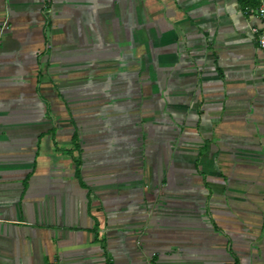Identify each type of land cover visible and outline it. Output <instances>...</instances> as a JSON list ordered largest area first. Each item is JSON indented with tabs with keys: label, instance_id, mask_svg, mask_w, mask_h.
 I'll use <instances>...</instances> for the list:
<instances>
[{
	"label": "crops",
	"instance_id": "0c3cea01",
	"mask_svg": "<svg viewBox=\"0 0 264 264\" xmlns=\"http://www.w3.org/2000/svg\"><path fill=\"white\" fill-rule=\"evenodd\" d=\"M252 2L0 0V264H264Z\"/></svg>",
	"mask_w": 264,
	"mask_h": 264
},
{
	"label": "built area",
	"instance_id": "2783aa9c",
	"mask_svg": "<svg viewBox=\"0 0 264 264\" xmlns=\"http://www.w3.org/2000/svg\"><path fill=\"white\" fill-rule=\"evenodd\" d=\"M244 12L247 14H255L261 20L260 25H254L251 27V33L256 37L257 45L264 54V0H254L253 5H246L244 7ZM105 264L113 263L108 260Z\"/></svg>",
	"mask_w": 264,
	"mask_h": 264
},
{
	"label": "trees",
	"instance_id": "16d2710c",
	"mask_svg": "<svg viewBox=\"0 0 264 264\" xmlns=\"http://www.w3.org/2000/svg\"><path fill=\"white\" fill-rule=\"evenodd\" d=\"M253 4H254V2H252V4H250V5H253ZM77 166H78V161H77ZM77 171H78V169H77ZM223 264H239V260L237 257H235L234 261L229 262V263H223Z\"/></svg>",
	"mask_w": 264,
	"mask_h": 264
}]
</instances>
